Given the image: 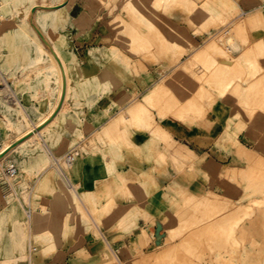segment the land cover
<instances>
[{
	"label": "rangeland",
	"instance_id": "rangeland-1",
	"mask_svg": "<svg viewBox=\"0 0 264 264\" xmlns=\"http://www.w3.org/2000/svg\"><path fill=\"white\" fill-rule=\"evenodd\" d=\"M66 1L62 11L31 13L34 4L54 8ZM215 8L209 12L202 0H0V71L16 94L0 91V152L6 144L14 148L0 165V264H264V17L245 19L248 13L264 12V0H219ZM229 35L237 52L224 46ZM93 47L107 48L110 56L92 59L90 68L111 75L108 87L133 92L128 110L116 115L113 109L109 119L80 134L61 122L42 129L59 108L89 121L110 102L100 95L108 87L94 92L100 89H91L92 81L78 80ZM146 65L158 66L161 75L170 73L146 90L145 102L137 100L133 84L146 89L147 82L136 79L147 75ZM153 111L161 122L171 123L169 132L153 122ZM175 126L214 142L196 155L168 142ZM133 129L151 133L147 144L134 150ZM159 141L180 152L172 160L161 156L151 171L169 164L179 173L176 188L150 193L160 195L168 211L164 239L154 235V218L141 214L146 224L141 227L137 219L130 222L131 209L111 206L114 199L139 202V189L157 187L152 175L146 185L143 173L138 175L140 165L152 159L138 164L132 151L152 153ZM72 149L75 163L62 167L80 204L53 194L55 188L70 186L52 167L51 154L60 157ZM92 153L104 160L108 178L110 166L134 167L133 179L116 176L122 189L106 199L101 212L82 192L79 164ZM39 156L44 165L37 163ZM11 165L17 174L8 178L4 170ZM44 169L54 174L52 183L38 182ZM81 204L99 225L114 223L110 232L121 236L109 243L120 241L124 248L129 238L125 249L133 254L113 255ZM100 215L116 217L103 222ZM86 239L94 242L90 250L84 247ZM68 245L67 258L62 250Z\"/></svg>",
	"mask_w": 264,
	"mask_h": 264
},
{
	"label": "crops",
	"instance_id": "crops-1",
	"mask_svg": "<svg viewBox=\"0 0 264 264\" xmlns=\"http://www.w3.org/2000/svg\"><path fill=\"white\" fill-rule=\"evenodd\" d=\"M186 57V56H184ZM238 59L237 56H233V59ZM184 59V58H183ZM83 66L85 67L82 73H79L78 80L85 82V81H92L93 87L91 89H98V88H105L104 85H99V82L101 83L102 79L109 80L111 78V75L109 73H104L101 69L92 67L90 68L89 64H92L93 61L90 58L84 57V60L82 61ZM157 67H150L146 65L147 68V75H143V79L146 80L147 86L146 89H142L139 87L137 82H134L137 86V89L139 91L140 96L137 100L141 99L142 95L147 91L154 88V86L159 83L163 78H167L169 76V71L165 72L164 75H161L157 71ZM66 78V77H65ZM66 80V79H65ZM100 86V87H99ZM101 90V89H100ZM90 93V92H89ZM109 97H114V93L108 94ZM109 101V99H108ZM101 103V102H100ZM125 107V106H124ZM123 107V108H124ZM120 110H117L115 114L117 115ZM153 122L157 123L162 131L169 132V129L172 128V125L170 122H167L165 120L164 122H161L159 118L156 116V111H153ZM215 115L210 113L208 115V120L210 122H213L215 120ZM183 129V130H182ZM175 134H172L169 139V143L173 142L176 144H180L184 147H187L188 150L196 155H200L204 150L207 148L205 145L211 144L214 141L209 140L207 136H204L201 132L191 130L188 131L185 128H181L179 130L175 126ZM132 134L134 138H136V142H134L133 146L131 148L134 150V145H142L146 141H148L151 138V133L149 131H136L132 130ZM134 154L132 157L133 162H136L140 164V160L144 161L146 159H152V163L150 164H142L140 165L139 173L138 175H141V173H147L153 176L157 183V187H149L147 189L142 188L138 190V194H136V198L146 197V201H142L141 203H138L137 201L132 202H126L121 199H114V201L111 203L112 207L115 208H126L128 207L132 211V216L130 217V222L136 221L138 225L141 227H145L146 224L144 223V220L141 217V214H144L145 216L154 218L156 221V224L152 226V230L154 232V235L157 236L161 234L162 239L165 238L166 234L163 231L164 226V220L167 215V208H165V202L161 199L160 195H151L150 193L152 190H155L158 188V190L165 191L166 189L170 188V186L175 185L174 187H177V180L179 177V173L175 172L174 169L167 164L166 167L161 168L158 172L152 173L153 166L155 165L154 161L159 160L160 157H164L165 159H176L179 158L180 152L176 151V148L174 149L169 148L164 141H159L157 143V148L152 153H140L132 151ZM184 155V154H183ZM87 157V156H85ZM93 164L90 163H84V165L81 167V174L83 177V194L89 199L96 201V210L97 211H104L107 207L106 199L110 197V195L113 192H116L118 190L122 189V185L120 183H117L116 176H124L128 179H133L135 177V174L133 173L134 167L131 164L125 163L122 167L119 166H110V170L113 172V175L111 178H108V171L104 167L105 162L101 158L99 154L96 155V158L94 161H92ZM183 173H186L184 170ZM139 177V176H138ZM129 181V180H128ZM176 183V184H175ZM74 186V185H73ZM77 193V192H76ZM101 198H104L105 200H102ZM99 200L100 204H97ZM83 209L88 216L90 223L92 227L100 233L101 237L104 239L106 244L108 245L109 249L112 251L113 255L118 257L120 259L122 257V253L127 254L128 256L133 254L132 251L128 252L125 248H129L130 240L129 238L124 239V248L121 246L120 241L110 244L109 240L112 238H116L121 236L120 232H113L111 233L110 230L113 228L114 223H108L105 225H99L94 217L91 215L90 210L88 209L87 205L82 204ZM30 212V207H28ZM116 216L108 217L106 215H100L99 219L103 222L107 220H113ZM139 218V219H138ZM5 235V234H4ZM94 242L92 240L86 239L84 247L87 250H90ZM69 249L70 245L62 250V253L68 258L69 257ZM122 252V253H121ZM144 254H150L148 250L144 251ZM132 258H129L128 261H131ZM2 262V259H0V263Z\"/></svg>",
	"mask_w": 264,
	"mask_h": 264
},
{
	"label": "bare ground",
	"instance_id": "bare-ground-1",
	"mask_svg": "<svg viewBox=\"0 0 264 264\" xmlns=\"http://www.w3.org/2000/svg\"><path fill=\"white\" fill-rule=\"evenodd\" d=\"M203 1V5L207 7V9H209L208 11L210 12H213L216 10L215 6L217 5V0H202ZM223 2V1H221ZM230 2V1H229ZM40 3V1H39ZM215 3V4H214ZM58 5V4H57ZM67 5V1L64 2L63 4H59L58 6L54 7V5L52 7L54 8H51V7H41V5L39 6V4H34L33 6H31V13L32 15L35 14L36 11H40L42 9L43 12H48V11H54V12H57V11H62L63 9H65ZM41 7V8H40ZM264 12H254V13H248L247 14V18L245 17L246 20L249 19V21L251 20H254V19H258V18H263L264 17ZM32 25V23H31ZM35 28V27H34ZM37 33V32H36ZM225 33L226 34H229V31L228 30H225ZM225 48L226 50L231 53V52H237L239 47H238V44L236 42V40L234 39V37L232 36H227L225 38ZM54 52V51H53ZM57 55V54H56ZM55 55V56H56ZM55 56L53 58H55ZM58 56V55H57ZM109 57L110 54L108 52V49L105 48V47H93L91 48L90 50H88V57L90 59H102V58H105V57ZM58 59V58H57ZM56 59V60H57ZM59 61V60H58ZM60 62V61H59ZM58 63V62H57ZM59 64V63H58ZM62 64V63H61ZM60 65V64H59ZM63 70V69H62ZM64 72V71H63ZM62 72V73H63ZM108 74V73H107ZM62 76H65V75H62ZM63 79V77H62ZM66 79V78H65ZM137 81L139 82V84H145L146 80L143 79V77H141V75H138L136 77ZM64 80V79H63ZM66 81V80H64ZM63 81V82H64ZM110 84V80H106V79H102L101 80V83L99 82V85H104L105 87H108ZM135 87V84H133ZM100 87V86H99ZM98 89H104V88H98ZM101 90H96L94 92H100ZM134 91V88L132 89ZM1 91V89H0ZM65 91L63 92L62 94V99L64 100V96H65ZM101 93L104 95V96H107L108 99H109V103L107 104L106 107H104L103 109L95 112L94 116H93V119L89 120V121H83L77 113H70V114H66L64 112H62L59 109H57L58 111H56V113L52 116V118L50 120H48L47 124L43 125L44 127H41L42 129H45L47 126L49 125H52L56 122H61V123H65V124H68L69 127L72 129L73 133L75 134H80L82 131H90L92 127H94L97 123H99L100 121H106L107 119H109L111 113H112V110L113 109H116V110H120L122 111V113H126V111L128 110V107L125 106L132 98L133 96V92L130 91V90H127L125 89L123 86H114L113 88H110L108 87L106 90L104 91H101L100 92V95ZM110 93H114L115 96L114 97H109L108 94ZM150 95L148 94V92H145L141 99L142 101H148ZM125 106V107H124ZM61 107V106H60ZM124 107V108H123ZM64 111V110H63ZM14 114H19L20 111H18L16 108L13 110ZM24 113V112H23ZM1 115H2V110H0V121L1 120ZM26 115V114H25ZM126 117V116H125ZM3 126V124L0 122V128ZM31 133V132H30ZM35 134L39 135L40 137V132L39 131H36L34 132ZM28 134V133H27ZM26 134V135H27ZM33 134V133H32ZM31 135V134H29ZM23 137V136H22ZM228 137V136H227ZM29 139H31V137L29 136L28 137ZM41 138V137H40ZM22 140V138H21ZM20 140V141H21ZM34 140V138H33ZM24 141V140H23ZM31 141V140H30ZM35 141V140H34ZM22 143V142H21ZM147 144V141L143 144V145H146ZM12 149H14L12 147L11 144H6L5 148L0 152V165L2 164V161H4V158H6V155L7 153H9ZM98 153H92V154H89L87 157H83L82 158V162L79 164V169H81V167L84 165V163H90L92 161H94V159L96 158V155ZM38 158V157H37ZM35 158L38 162L39 165H44L45 164V159L42 157V156H39V158L37 159ZM83 163V164H82ZM13 165H11L10 168H12ZM67 168V167H66ZM57 172V171H56ZM59 175V174H58ZM145 177L142 178V181L141 183H143L144 185H146L149 180H148V174L147 173H144L143 174ZM60 176V175H59ZM68 176V175H67ZM54 177V174L50 171V170H42L41 171V174H40V178H39V183H52L53 182V178ZM60 178L63 180V178L60 176ZM69 182L71 183V185H68L64 180V182L70 186V188L66 187V186H63L64 188H55L53 190V194H54V197L55 199H59V200H62L63 202L65 203H81L80 199L76 196V190L75 188L73 187V184L72 182L70 181V179L68 178ZM145 198L144 197H141L139 198V202H142ZM82 205V204H81ZM253 204H250L248 206V210H253L254 208H252ZM127 214H131V212H127ZM28 219L30 220L31 219V215H28ZM95 260H98V256L94 258Z\"/></svg>",
	"mask_w": 264,
	"mask_h": 264
},
{
	"label": "built area",
	"instance_id": "built-area-1",
	"mask_svg": "<svg viewBox=\"0 0 264 264\" xmlns=\"http://www.w3.org/2000/svg\"><path fill=\"white\" fill-rule=\"evenodd\" d=\"M0 89H3L6 93L7 96H14L16 97L15 94V89L13 88L11 82L9 81V78H7L1 71H0ZM0 148H2V143L0 141ZM77 155L76 150H70L60 157H55L54 155L51 154V161H52V167L57 171V173L63 178V180L68 184L71 185V183L68 180V176L66 174V169L62 167V164L70 168L74 163H75V156ZM5 175L9 177H13L17 174V170L12 167L9 169L4 170ZM26 264H31L30 262Z\"/></svg>",
	"mask_w": 264,
	"mask_h": 264
}]
</instances>
